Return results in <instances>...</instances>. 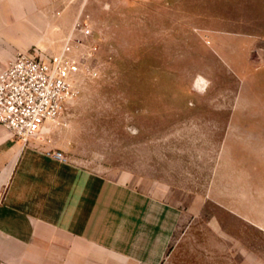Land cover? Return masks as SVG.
<instances>
[{"label":"rangeland","instance_id":"obj_1","mask_svg":"<svg viewBox=\"0 0 264 264\" xmlns=\"http://www.w3.org/2000/svg\"><path fill=\"white\" fill-rule=\"evenodd\" d=\"M66 1L63 29L8 32V57L49 55L88 14L46 139L180 208L161 264H264V0Z\"/></svg>","mask_w":264,"mask_h":264},{"label":"crops","instance_id":"obj_2","mask_svg":"<svg viewBox=\"0 0 264 264\" xmlns=\"http://www.w3.org/2000/svg\"><path fill=\"white\" fill-rule=\"evenodd\" d=\"M68 5L0 0V70L14 45L8 32L61 30ZM49 123L27 140L0 124V264H161L180 208L55 157Z\"/></svg>","mask_w":264,"mask_h":264},{"label":"built area","instance_id":"obj_3","mask_svg":"<svg viewBox=\"0 0 264 264\" xmlns=\"http://www.w3.org/2000/svg\"><path fill=\"white\" fill-rule=\"evenodd\" d=\"M90 33L88 14L80 9L59 51L12 53L0 70V124L13 136L27 140L35 135L44 121L58 118L65 103L76 96L73 76L89 67L73 50L84 45L83 37ZM96 48L92 44L83 55H92ZM53 155L66 159L60 149Z\"/></svg>","mask_w":264,"mask_h":264}]
</instances>
